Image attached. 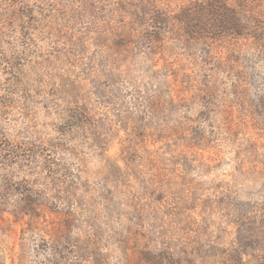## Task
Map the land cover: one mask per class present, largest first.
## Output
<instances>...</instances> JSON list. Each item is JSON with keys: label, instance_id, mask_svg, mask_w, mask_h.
<instances>
[{"label": "rangeland", "instance_id": "rangeland-1", "mask_svg": "<svg viewBox=\"0 0 264 264\" xmlns=\"http://www.w3.org/2000/svg\"><path fill=\"white\" fill-rule=\"evenodd\" d=\"M0 264H264V0H0Z\"/></svg>", "mask_w": 264, "mask_h": 264}, {"label": "trees", "instance_id": "trees-1", "mask_svg": "<svg viewBox=\"0 0 264 264\" xmlns=\"http://www.w3.org/2000/svg\"><path fill=\"white\" fill-rule=\"evenodd\" d=\"M217 13H219V17H221V15H222L221 11H219V12H217Z\"/></svg>", "mask_w": 264, "mask_h": 264}]
</instances>
